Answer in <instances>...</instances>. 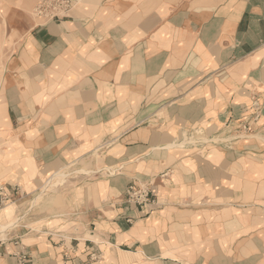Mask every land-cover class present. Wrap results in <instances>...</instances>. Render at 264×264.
<instances>
[{"label": "crops", "instance_id": "1", "mask_svg": "<svg viewBox=\"0 0 264 264\" xmlns=\"http://www.w3.org/2000/svg\"><path fill=\"white\" fill-rule=\"evenodd\" d=\"M76 2L4 68L0 264H264V0Z\"/></svg>", "mask_w": 264, "mask_h": 264}, {"label": "rangeland", "instance_id": "2", "mask_svg": "<svg viewBox=\"0 0 264 264\" xmlns=\"http://www.w3.org/2000/svg\"><path fill=\"white\" fill-rule=\"evenodd\" d=\"M21 2V1H20ZM78 2L76 0H36L31 9L26 11H20L19 0H0V88L2 84V78L4 73V68L7 65L10 58L16 52L18 46L20 45V40L24 34V31H18L16 28H20V24L29 23V21L35 22L34 30H41L47 27L51 23H61L63 21L72 20L73 12L77 7ZM18 7L17 10L12 8ZM24 28V26H22ZM169 171L161 174L158 178L162 180L166 178ZM68 175L67 172L62 171L53 177L49 182L46 191H51L50 187L53 180L63 182V180ZM157 180H151L147 182H132L128 185L125 197L126 203L137 207L139 210H145L152 206H157L161 202L158 195L154 189ZM133 192L137 193V198L139 201H132L131 194ZM148 201L146 203L145 201ZM6 188H0V215L6 212L11 206H14L15 202H11ZM41 199L33 203L34 206L39 205ZM10 203V204H9ZM19 220H16L12 225H17ZM130 223L131 221L128 220ZM0 227V232L1 231ZM9 227L6 230L11 229ZM3 229V228H2ZM5 231V230H4ZM20 264H27L26 258L23 257Z\"/></svg>", "mask_w": 264, "mask_h": 264}, {"label": "built area", "instance_id": "3", "mask_svg": "<svg viewBox=\"0 0 264 264\" xmlns=\"http://www.w3.org/2000/svg\"><path fill=\"white\" fill-rule=\"evenodd\" d=\"M131 200H132V201H139V199L137 198V193H136V192H133V193L131 194ZM145 202L148 203L147 200H146Z\"/></svg>", "mask_w": 264, "mask_h": 264}, {"label": "bare ground", "instance_id": "4", "mask_svg": "<svg viewBox=\"0 0 264 264\" xmlns=\"http://www.w3.org/2000/svg\"><path fill=\"white\" fill-rule=\"evenodd\" d=\"M55 178V177H54Z\"/></svg>", "mask_w": 264, "mask_h": 264}]
</instances>
